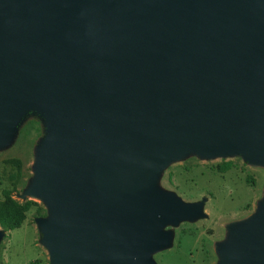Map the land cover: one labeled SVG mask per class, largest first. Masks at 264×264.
Masks as SVG:
<instances>
[{"label":"water","instance_id":"95a60500","mask_svg":"<svg viewBox=\"0 0 264 264\" xmlns=\"http://www.w3.org/2000/svg\"><path fill=\"white\" fill-rule=\"evenodd\" d=\"M43 118L35 176L51 264H157L205 217L159 186L196 153L264 167V0H0V148ZM5 231L0 229V242ZM218 264H264V196Z\"/></svg>","mask_w":264,"mask_h":264},{"label":"rangeland","instance_id":"374dc122","mask_svg":"<svg viewBox=\"0 0 264 264\" xmlns=\"http://www.w3.org/2000/svg\"><path fill=\"white\" fill-rule=\"evenodd\" d=\"M45 130L43 118L30 115L11 142L0 148V199L4 190H12L15 199L34 202L21 227L8 230L0 226L5 231L0 264H51L37 222L49 215V208L40 198L24 200L18 195L35 176L38 146ZM225 162L232 166L220 172L218 166ZM159 186L186 202L206 200V216L167 226L173 233L172 244L154 252L153 259L157 264H218L217 243L228 238V225L254 214L264 196V167L249 164L239 155L206 159L191 153L164 169Z\"/></svg>","mask_w":264,"mask_h":264},{"label":"trees","instance_id":"16d2710c","mask_svg":"<svg viewBox=\"0 0 264 264\" xmlns=\"http://www.w3.org/2000/svg\"><path fill=\"white\" fill-rule=\"evenodd\" d=\"M231 166V162H225L218 166V169L220 172H226ZM3 196L4 198L0 199V226L4 229L15 230L22 226L34 202L32 200L21 202L15 199L12 190H4Z\"/></svg>","mask_w":264,"mask_h":264}]
</instances>
